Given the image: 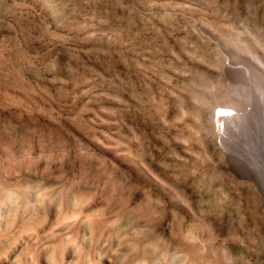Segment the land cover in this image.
I'll return each mask as SVG.
<instances>
[{
  "label": "rangeland",
  "instance_id": "1",
  "mask_svg": "<svg viewBox=\"0 0 264 264\" xmlns=\"http://www.w3.org/2000/svg\"><path fill=\"white\" fill-rule=\"evenodd\" d=\"M253 85L264 0H0V264H264Z\"/></svg>",
  "mask_w": 264,
  "mask_h": 264
},
{
  "label": "bare ground",
  "instance_id": "2",
  "mask_svg": "<svg viewBox=\"0 0 264 264\" xmlns=\"http://www.w3.org/2000/svg\"><path fill=\"white\" fill-rule=\"evenodd\" d=\"M256 86L257 85H253V89H254L255 93L258 94V99H259L260 103L264 105L263 94L260 91V89H258ZM255 96H256V94H255ZM249 112H250L249 110H245V109L242 110L241 108L236 109V111H234L229 106L218 105L216 107V110L214 113V119L217 123V131H218L219 139L222 142V145L224 146L228 157L232 161V168H233L234 172L238 173V174L242 173L243 175H246V177H248L249 179L256 181L258 183V186H260V188L263 190V188H264V154L258 156L259 160L261 159L263 161L262 162L260 160L263 163V165L261 163L255 164V162H254L252 164V166L251 165L246 166L242 162V161H244V157H243V160H241V156L243 154H241V152L237 150V146H236L238 144L237 142H239L238 140H242L243 142L246 143V140L244 138L247 134H249V131H251L249 129V127H250L249 126ZM260 118H261V122L259 123V129L260 130L258 132L259 134L257 135V141H258L257 143L261 147V151H262V149L264 150V107H263V109H261ZM250 142L252 143V141H250ZM248 143L249 142H247L246 144H248ZM238 149H240V148H238ZM5 190H8V188H5ZM0 191H2V190H0ZM8 191H10V190H8ZM62 200L63 201L61 204V208L65 212L68 209V204H67L66 199H62ZM43 206H44V204H43V199H42L36 205V208H38L39 210H44ZM27 212H28V210H26V213ZM17 214H19V213H17ZM20 214H22V213H20ZM28 214L30 215V213H28ZM21 217H23V216H21ZM208 245L205 244V242H204V244H202L201 247L199 245L200 248L198 247V248H195L193 250L191 249L192 251L190 250L191 251L190 253L192 254L191 258H190L191 264H193V263L197 264V262H200L201 264H204V263L216 264L217 263V262L215 263V261H214L215 259H213L214 255L212 254L213 252L210 249V245H209V247H208ZM86 248H87V246H86ZM138 258H139V256H138ZM140 258L138 259V262L135 261V264H152V262H150L148 259H144V258H143V261L139 262ZM141 260H142V258H141ZM219 262L217 264H220ZM78 263H79V261H78ZM200 263H198V264H200Z\"/></svg>",
  "mask_w": 264,
  "mask_h": 264
}]
</instances>
